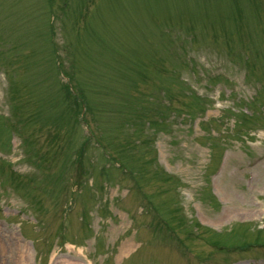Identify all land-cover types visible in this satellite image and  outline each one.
<instances>
[{
  "label": "rangeland",
  "instance_id": "374dc122",
  "mask_svg": "<svg viewBox=\"0 0 264 264\" xmlns=\"http://www.w3.org/2000/svg\"><path fill=\"white\" fill-rule=\"evenodd\" d=\"M0 237L263 264L264 0H0Z\"/></svg>",
  "mask_w": 264,
  "mask_h": 264
},
{
  "label": "bare ground",
  "instance_id": "6f19581e",
  "mask_svg": "<svg viewBox=\"0 0 264 264\" xmlns=\"http://www.w3.org/2000/svg\"><path fill=\"white\" fill-rule=\"evenodd\" d=\"M3 237H0V264L3 263V255L6 252L5 245L2 239ZM15 260L17 261L18 264H30V261H29L30 260V248L27 244H24L22 246V250L18 252V255L16 256ZM53 264H79V263L61 259V260H55Z\"/></svg>",
  "mask_w": 264,
  "mask_h": 264
}]
</instances>
